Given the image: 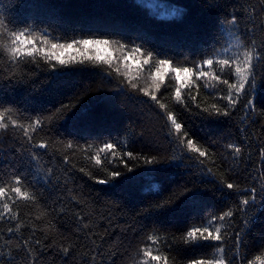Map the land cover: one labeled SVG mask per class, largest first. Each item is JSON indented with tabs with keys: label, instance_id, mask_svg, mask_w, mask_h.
I'll list each match as a JSON object with an SVG mask.
<instances>
[{
	"label": "snow or ice",
	"instance_id": "obj_1",
	"mask_svg": "<svg viewBox=\"0 0 264 264\" xmlns=\"http://www.w3.org/2000/svg\"><path fill=\"white\" fill-rule=\"evenodd\" d=\"M130 4L141 15H130ZM193 6L201 22L189 19ZM255 13L248 0H0V137L17 142L15 162L0 166V264H17L21 253L25 264H41L46 249L69 256L79 245L61 230V216L91 241L81 253L88 264H102L98 256L115 264L117 255L122 264H264V227L254 235L264 224V146L255 173L245 164L253 148L247 130L264 120V36L256 35L264 22L258 29ZM242 19L252 21L247 31ZM93 77L97 90H110L98 98L101 113L81 102ZM42 81L49 93L71 83V98L49 110L31 92L12 95ZM129 110L140 136L163 133L170 150H129L135 128L113 136ZM238 113L243 138L225 127ZM164 171L175 183L169 195L161 186L137 211L126 187ZM78 173L104 187L96 191ZM101 193L111 198L105 207L133 219L126 242H97L99 224L86 210ZM111 214L100 218L110 225Z\"/></svg>",
	"mask_w": 264,
	"mask_h": 264
},
{
	"label": "trees",
	"instance_id": "obj_2",
	"mask_svg": "<svg viewBox=\"0 0 264 264\" xmlns=\"http://www.w3.org/2000/svg\"><path fill=\"white\" fill-rule=\"evenodd\" d=\"M12 0H8V3H11ZM223 2V0H222ZM229 4L232 3V0H228ZM243 2V0H241ZM248 3H251L256 7V13L253 16V19L257 23V28L259 29V24L264 22V12L261 11V0H248ZM184 5H195V0H183ZM126 11L132 16H139L141 13L135 8L132 7L131 4L129 5ZM228 12L232 11V8L229 7L227 9ZM250 11V10H249ZM241 16H246L247 12L240 13ZM189 19L193 22H201L204 19V15L198 6H193L191 9V14ZM251 20H241L240 27L242 31H247L248 27L251 25ZM177 30H179V26H177ZM257 40L259 41L264 34H262L259 30H257ZM4 83H7L4 81ZM84 83H88L92 87V91L87 95L84 96L81 100L82 103L86 104L89 108L94 110L97 113H101L105 110V105L102 103L98 98L104 94L110 92L107 87L101 88L97 90L99 85V78L93 77L90 79H86ZM50 81H42L36 85L35 91H25L24 89H16L12 95L16 98H20L23 96H28L29 92H31V96L35 97L37 100L40 101L41 104L45 105L49 110H53L60 106L61 102L67 103L72 96V92L74 89L71 86V83L68 85H61V87L57 90L56 93H49L45 91L47 89ZM187 117V113L184 114ZM242 113H238L237 117L234 119L233 123L230 125H226L225 127L230 128L233 134H239L241 138L245 135L244 133H239V129L236 126L238 124L240 116ZM133 121H137V124H134ZM140 118L135 115L132 111H127V114L121 119L119 125L113 128L112 135L113 136H123V129L126 128H135V132L137 133L136 139L134 143L129 145V150H133L136 152H146V151H153L159 150L161 152H167L170 150L171 145L168 143L167 139H165L163 133H159L157 135H152L151 133L145 131L143 136L139 135L140 127H139ZM256 123L249 126L246 135L248 139L252 141L253 148H252V155L250 159H246L245 164L255 173L257 168H260L261 161L257 154V146H264V128L261 127L264 124V120H262L259 116L256 117ZM197 129L202 128L203 125L199 123V120L195 121L194 125ZM207 129H205L206 131ZM43 135V134H41ZM91 139V138H90ZM17 151V142L14 137L11 135L0 137V166H6L9 162H15V157H13L12 153ZM75 161H79L83 163L82 157L75 156ZM6 170V168H5ZM143 171V168H137L136 173H140ZM183 172V169L179 170ZM128 176L134 175L133 173H126ZM78 175L83 176V181L87 182V185H92L96 191H99L102 187L98 185L95 181L89 180L87 176H84L82 173H78ZM172 173L164 171L161 173H155L150 175H137L135 181L125 189V194L127 191H132L137 199L138 203L136 204L137 211H142L150 201L156 199L154 193L160 190V187L163 186V195L167 196L175 186L174 180L171 178ZM96 191H93L91 195L93 197L96 196ZM99 203L95 208L87 209L88 212H93L95 215L92 217L97 221L99 224L98 228H95L94 231L96 232V239L99 242L100 237L102 236L105 241H108V244H111L113 241H116L119 237L123 241H127V239L132 236L131 228L135 227V223L133 219H131L126 210L123 209H115V208H107L104 206V202L106 200L111 199L110 197H105L103 193L97 197ZM74 204V202H73ZM109 211H111V224L109 225L108 219H101V215L104 217L108 216ZM135 220H141L144 223H148V221L143 220L142 217L138 216L135 217ZM60 227L61 230L64 232L65 236L68 238L69 241L78 244L79 246L74 247L71 254L67 257L61 258V254L57 252L55 257L48 255L49 252L52 250L46 249L44 252L46 260L42 261L41 264H53L55 260V264H88L90 260V256H82L81 253L88 251L92 248L91 241L85 240L82 238V234L77 233L74 227V221L65 219L61 216L60 220ZM264 227V224H257V232L254 233L255 236H259L260 229ZM107 230V231H106ZM25 229H21V232H25ZM77 237H81V239L77 240ZM2 243V241H0ZM108 244H104L101 246V251H107ZM114 247H119L121 251L125 247V244L114 245ZM94 254V253H93ZM191 255L192 253H188ZM98 261H102V264H112V261L108 260L106 256L104 257H97ZM115 261V264H122V257L117 255L112 258ZM17 264H25L24 254L21 253V258L17 262Z\"/></svg>",
	"mask_w": 264,
	"mask_h": 264
}]
</instances>
